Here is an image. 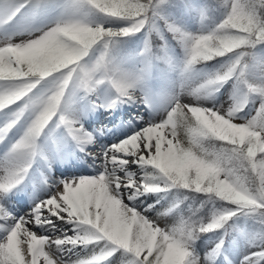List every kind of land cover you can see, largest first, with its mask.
Returning <instances> with one entry per match:
<instances>
[{"label":"snow or ice","instance_id":"1","mask_svg":"<svg viewBox=\"0 0 264 264\" xmlns=\"http://www.w3.org/2000/svg\"><path fill=\"white\" fill-rule=\"evenodd\" d=\"M172 7L171 0H0V28H12L0 38V144L19 129L0 154V264H104L117 252L115 264H264V0H219V19L196 33L176 23ZM178 7L201 20L209 9L197 0ZM97 14L100 22L92 19ZM43 15H50L47 24L33 27ZM112 21L121 26H105ZM165 31L181 50L176 66L190 83L168 96L158 120L90 153L100 162L97 174L52 176L66 150L84 151L92 142L82 123L87 110L70 108L78 91L90 109L135 103L137 89L141 102H152L148 69L161 57L150 36L164 50ZM141 32L144 67L128 71L115 51L122 38ZM217 58H225L219 68L192 80L196 65ZM229 81L227 108L180 100L181 93L199 100ZM101 92L106 102H98ZM250 101L255 112L240 122L235 114ZM37 161L47 173L25 193L28 210L13 214ZM173 189L202 199L186 208L180 205L187 196L167 205L160 197L144 209L143 200L132 203ZM206 233L215 242L196 251Z\"/></svg>","mask_w":264,"mask_h":264},{"label":"rangeland","instance_id":"2","mask_svg":"<svg viewBox=\"0 0 264 264\" xmlns=\"http://www.w3.org/2000/svg\"><path fill=\"white\" fill-rule=\"evenodd\" d=\"M175 21L182 28L193 33L202 31L207 28L204 26V24H202L199 15L192 16L191 14L186 13L185 18L182 21L176 19ZM11 34L12 32H6L4 27L0 28V38L4 37L5 35ZM26 34L27 33H24V35ZM13 38L20 39L23 38V36H14ZM143 44L144 38L137 46L136 52L133 56L126 58L123 61L118 60V62L124 69L128 71H139L144 67V60L142 57L139 56V52L143 48ZM166 53L172 57L170 61L164 58ZM115 56L117 58L116 51ZM156 56H160L161 58L153 60L151 66L148 69L149 75L147 84L151 92L153 93L152 102L149 105H145L143 102H141L140 97L143 95V93L140 89L136 90L137 100L135 103L118 104L115 107L110 108L108 111H105L103 108L90 109L84 100L79 99V97L82 95V92L78 91L72 97L70 102V108L72 110L78 112H84L85 110H87V114L83 118L82 123L84 124V127L87 129V131L91 133L92 142L84 146V151H72L70 149L66 150L64 157L61 159H57L56 162L53 164L51 175L54 174L55 168L69 167L71 166L72 162L74 163L75 161L84 165L90 164L92 162V155H90V153L94 151V153L98 155L101 154L110 145L118 143L119 141L123 140L125 136H130L133 131L143 125L144 121L158 120L160 116L163 115L168 102V96L178 92L182 83H190V81L185 82L183 80L179 68L176 66V57H174L173 50L170 47L161 50L160 55ZM224 59L221 63L224 62ZM219 66L220 65H218L217 68H219ZM214 70L206 71L203 70L201 67H196V72L193 75L192 80H202L203 76L206 73L212 72ZM232 94V81H229L225 83L218 92H214L211 95L203 96L199 100H195L193 97L188 96L185 93H181L180 100L185 103L192 101L193 103H199L209 108H227L228 105L232 103V101L230 100V96H232ZM97 95L101 97L100 101L98 102L107 101V96L104 93H97ZM252 107V109H249L245 113H243L242 116L235 118L240 122L246 121L254 114L256 104L253 103ZM4 118L5 113H0V121H3ZM101 119H103V124L101 123ZM60 131L61 129H56V132ZM18 135V128L13 129L12 132L9 133L8 140L4 144H0V154H2L6 150L8 143L18 138ZM101 147L104 148L103 151L100 150ZM94 163L100 166V162L98 160H96ZM99 170L100 169H97L96 172L92 173V175L97 174ZM30 171L33 175V181L29 183V186L27 187V189H25V192L18 193V195H20L23 200H26L27 203L21 209L22 211L20 214L27 211L28 208L31 206L29 196L25 193H30L33 191V184H39L41 171L47 173V170L39 161L33 164L32 169ZM36 194H44L42 187L37 188ZM160 197L163 198L160 199ZM157 199H160V204L167 205L169 201L176 199L175 192L174 190H170L168 193H147L144 196L138 197L137 200H134L132 203L138 204L139 200H143L144 203L139 204V207L141 209H144L147 207V205L152 204ZM159 206L160 205H156V207ZM149 214L154 215V213L152 212H149ZM166 219L168 221H171L172 217H168ZM238 222L242 223V218ZM66 227L71 228V225H67ZM214 242L215 236L200 237V239H197L195 241V250L200 251L201 248L210 247ZM73 251H78V249H73ZM82 254L83 253H81V255ZM69 255H71V253H69ZM119 257L120 253L117 252L108 260H106L104 264H115V261Z\"/></svg>","mask_w":264,"mask_h":264},{"label":"trees","instance_id":"3","mask_svg":"<svg viewBox=\"0 0 264 264\" xmlns=\"http://www.w3.org/2000/svg\"><path fill=\"white\" fill-rule=\"evenodd\" d=\"M58 2H59V0H58ZM197 2L200 4H206L209 6V9H208L207 14L205 16V19L201 20L202 24H204L205 27L210 26V24L213 20L219 19L220 12L215 10L216 4L219 3V0H197ZM171 3L174 5H177V7L169 8L168 9L169 13L171 14V16L174 19L182 21L185 18V15L187 12L183 11V9L178 7V5L181 3V0H171ZM188 14H191L192 16L199 15L198 13H195V12L194 13H188ZM49 19H50V15H43L39 21H37L36 23L33 24V27H41V26L45 25ZM92 19L97 21V22H100L102 18L100 17L99 14H97L96 16L92 17ZM121 23L122 22H119V21H112L110 24L105 23V26L106 27L107 26L119 27V26H121ZM4 29L6 32H12L11 26H5ZM164 36H165V40L167 43V47H170L173 50L174 57H179L181 55V50H180L179 46L176 44V42L171 38V34L165 32ZM143 38H144L143 32L136 33L132 36L122 38L121 42L118 44L117 49H116V55H117L116 59L123 61L124 59L133 56L134 53L136 52L137 46L140 44V42ZM150 39L152 42L153 54L154 55H160L161 50H162L160 48V45L162 43L160 38L157 37L155 33H152L150 36ZM223 59L224 58H217L213 61H209L206 63L196 65L195 67H197V68L201 67L203 70H206V71L214 70L218 67V65H220V63L222 62ZM252 106H253V102L250 101L242 112L235 114V117L242 116L243 113H245L247 110L252 109L253 108ZM209 143H213V144H216L217 146H219V142H216V141H211ZM143 171H147V169H144ZM173 190L175 192L176 200H182L183 196L188 197V199L184 200L183 203L180 205L181 208H186L190 204L195 206V205L199 204L200 199H202V197H200L199 194L186 192L184 190H179V191L175 190V189H173ZM201 214H204V212H202ZM206 236L207 237H214V234L213 233H206V234H203L201 237H206Z\"/></svg>","mask_w":264,"mask_h":264},{"label":"bare ground","instance_id":"4","mask_svg":"<svg viewBox=\"0 0 264 264\" xmlns=\"http://www.w3.org/2000/svg\"><path fill=\"white\" fill-rule=\"evenodd\" d=\"M101 120H102L101 123L103 124V119ZM145 122L146 121H144L143 124ZM103 149H104L103 147L100 148L101 151H103ZM92 153H94V151ZM97 169H100V166L94 163V158L92 156V162L90 164L84 165V164H80L75 161L74 163L72 162L71 166L69 167L55 168L54 174L52 176H59L61 179L65 177H68V178L78 177L81 175L90 176L92 175V173L96 172ZM25 204H27L26 200H23L22 205L16 206V211L13 214H20L22 211L21 209L23 208ZM39 231H43V230H39Z\"/></svg>","mask_w":264,"mask_h":264}]
</instances>
